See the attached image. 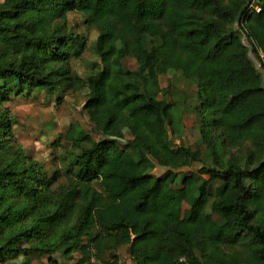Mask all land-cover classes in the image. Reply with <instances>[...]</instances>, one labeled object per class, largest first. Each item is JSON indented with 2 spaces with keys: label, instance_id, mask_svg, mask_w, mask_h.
Returning <instances> with one entry per match:
<instances>
[{
  "label": "trees",
  "instance_id": "1",
  "mask_svg": "<svg viewBox=\"0 0 264 264\" xmlns=\"http://www.w3.org/2000/svg\"><path fill=\"white\" fill-rule=\"evenodd\" d=\"M248 3L0 2V264H62L58 256L81 250L76 264H118L124 246L135 264H264V0L259 14ZM71 13L98 32L101 68L87 78L73 68L87 41L69 25ZM172 72L197 89L205 150L173 144L185 124L161 88ZM82 91L101 138L75 123L54 143L62 169L29 157L3 104ZM157 167L175 174L166 180ZM186 189L195 203L184 221L173 208Z\"/></svg>",
  "mask_w": 264,
  "mask_h": 264
},
{
  "label": "rangeland",
  "instance_id": "2",
  "mask_svg": "<svg viewBox=\"0 0 264 264\" xmlns=\"http://www.w3.org/2000/svg\"><path fill=\"white\" fill-rule=\"evenodd\" d=\"M3 0H0L2 2ZM69 25L72 30L84 36L87 41V49L83 57L73 63V68L77 74L87 78L96 70L101 68V62L93 52V47L98 36L95 29L88 28L84 24L83 17L77 13L69 15ZM237 27V24H236ZM243 38V37H242ZM244 43L249 46L246 38ZM251 58L255 65L259 63L253 53ZM127 69L135 71L137 64L134 60L128 59L124 62ZM261 71L262 68H260ZM161 88L169 90L170 102L178 101V106L183 112V121L185 130L180 140H173L176 146H190L194 150H205V146L200 144V131L197 118L193 111L196 105V87L191 85L187 78L179 73H170L160 78ZM87 91L77 94L70 93L59 99L58 94H47L44 92H34L31 97L12 96L11 100L3 104V109L8 111V115L15 123L13 125L14 140L23 148L25 153L32 159L44 163L47 168L60 170L62 164L55 162L54 158L60 155L61 148H56L54 143L60 142L72 124L77 123L85 131L91 134L96 140H99L97 134L90 127L88 116L83 110L87 100ZM162 98V96H160ZM130 139L128 133L125 139L119 142L120 146H125ZM62 148L68 146L66 142L61 141ZM199 166L195 165L193 169H186L183 172L189 174ZM155 175L165 177L170 180L175 172L157 167ZM217 183L215 186H218ZM195 203L194 190L186 189L183 198L176 203L173 208V215L181 220L188 219L192 205ZM86 257L84 250L74 253L72 259L57 257L62 264H76L79 260ZM118 264H135L129 256L127 246L118 251ZM109 261V257L106 258ZM46 262V260H44ZM93 264H107L105 262L91 261Z\"/></svg>",
  "mask_w": 264,
  "mask_h": 264
},
{
  "label": "built area",
  "instance_id": "3",
  "mask_svg": "<svg viewBox=\"0 0 264 264\" xmlns=\"http://www.w3.org/2000/svg\"><path fill=\"white\" fill-rule=\"evenodd\" d=\"M248 10L259 14L262 12L263 6L258 3V0H249Z\"/></svg>",
  "mask_w": 264,
  "mask_h": 264
}]
</instances>
